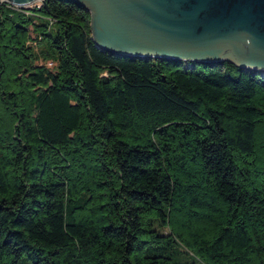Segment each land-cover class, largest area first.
<instances>
[{"label":"trees","instance_id":"obj_1","mask_svg":"<svg viewBox=\"0 0 264 264\" xmlns=\"http://www.w3.org/2000/svg\"><path fill=\"white\" fill-rule=\"evenodd\" d=\"M28 262L264 264V76L0 2V264Z\"/></svg>","mask_w":264,"mask_h":264},{"label":"water","instance_id":"obj_2","mask_svg":"<svg viewBox=\"0 0 264 264\" xmlns=\"http://www.w3.org/2000/svg\"><path fill=\"white\" fill-rule=\"evenodd\" d=\"M46 0H0L16 8ZM96 46L141 59L230 62L264 76V0H74Z\"/></svg>","mask_w":264,"mask_h":264},{"label":"rangeland","instance_id":"obj_3","mask_svg":"<svg viewBox=\"0 0 264 264\" xmlns=\"http://www.w3.org/2000/svg\"><path fill=\"white\" fill-rule=\"evenodd\" d=\"M35 4L39 5V4H41V2L38 1V2L34 3L32 6H34ZM23 264H32V263L28 262V263H23Z\"/></svg>","mask_w":264,"mask_h":264}]
</instances>
